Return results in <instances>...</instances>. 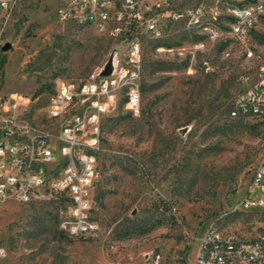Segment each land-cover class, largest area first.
I'll return each mask as SVG.
<instances>
[{"label":"rangeland","instance_id":"1","mask_svg":"<svg viewBox=\"0 0 264 264\" xmlns=\"http://www.w3.org/2000/svg\"><path fill=\"white\" fill-rule=\"evenodd\" d=\"M245 1L149 0L155 5L145 18L160 23L163 35L152 37L146 25L138 34L140 112L126 106L124 87L101 119L91 188L98 229L85 236L64 230L67 204L59 196L2 201L0 264H153L157 253L160 264H196L209 226L264 234V209L237 207L264 156V125L228 113L264 60V15L244 42L231 34V10ZM58 9L56 0H0V99L37 100L30 111L0 108V126L14 138L48 129L45 106L58 79L100 77L115 59L128 67L127 42L65 20ZM172 10L182 17L168 18ZM262 196L259 186L249 195Z\"/></svg>","mask_w":264,"mask_h":264},{"label":"built area","instance_id":"2","mask_svg":"<svg viewBox=\"0 0 264 264\" xmlns=\"http://www.w3.org/2000/svg\"><path fill=\"white\" fill-rule=\"evenodd\" d=\"M58 13L65 20L74 19L94 25L101 33H110L127 42L128 67L119 68L115 59L112 72L90 80L60 78L45 106L50 123L47 130L22 132L12 137L11 127L0 126V202L15 200L29 203L59 196L67 204L62 228L75 236H85L98 229L91 194L97 153L102 134L101 119L116 103L118 91H127L126 106L140 112L141 91L136 78L141 67L142 47L139 31L161 37L162 25L145 16L155 3L149 0H56ZM168 2V0H165ZM160 5V4H157ZM264 15V0H246L231 10V34L244 42ZM166 16L178 20V11ZM193 21L200 20L193 16ZM219 32L210 31L216 38ZM197 48H201L197 46ZM253 52L249 51L252 56ZM34 95L12 94L0 99L4 113L30 111L36 105ZM229 115L234 119L264 123V60L257 76L236 94ZM259 186L262 197L252 199L250 192ZM239 209H264V156L253 170L247 196ZM196 264H264V234L245 237L224 233L209 226L199 238ZM6 255L0 246V257ZM155 254L153 264H160Z\"/></svg>","mask_w":264,"mask_h":264},{"label":"water","instance_id":"3","mask_svg":"<svg viewBox=\"0 0 264 264\" xmlns=\"http://www.w3.org/2000/svg\"><path fill=\"white\" fill-rule=\"evenodd\" d=\"M112 69H113L112 63L109 62L105 66V69L102 71V75H109L112 72Z\"/></svg>","mask_w":264,"mask_h":264},{"label":"trees","instance_id":"4","mask_svg":"<svg viewBox=\"0 0 264 264\" xmlns=\"http://www.w3.org/2000/svg\"><path fill=\"white\" fill-rule=\"evenodd\" d=\"M230 109H231V108H228V113L230 112ZM233 119H234V118H233ZM235 120H242V119H235ZM246 121H247V120H246ZM251 121H254V120H251ZM258 122L264 125L263 122H261V121H258Z\"/></svg>","mask_w":264,"mask_h":264}]
</instances>
